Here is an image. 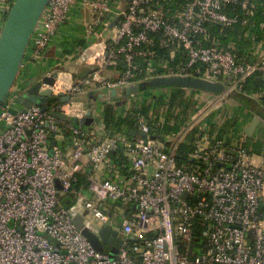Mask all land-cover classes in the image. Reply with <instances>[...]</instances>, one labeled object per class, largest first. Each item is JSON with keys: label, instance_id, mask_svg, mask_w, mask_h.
Segmentation results:
<instances>
[{"label": "built area", "instance_id": "1", "mask_svg": "<svg viewBox=\"0 0 264 264\" xmlns=\"http://www.w3.org/2000/svg\"><path fill=\"white\" fill-rule=\"evenodd\" d=\"M183 1L174 11H164L161 0H50L45 7L0 105V264H264L263 128L248 138L233 100L232 111L218 118L224 125L232 120V127L213 129L215 108L232 100V92H243L252 75L264 81V53L238 59L233 46L205 44L207 23L239 22L223 9L240 0ZM13 2L0 0V33ZM75 10L89 13L87 38L112 33L102 53L85 51L90 72L83 79L57 72L52 86L40 82V91L49 89L56 98L45 111L22 107L30 73ZM156 44L169 54L160 65ZM178 55L179 63L170 67ZM119 63L124 70L108 79L106 72ZM60 75L69 77L68 86L60 85ZM169 76L219 83L224 91L208 101L202 92L184 94L194 110L183 124L177 110L143 112L152 101L143 104L138 97L116 112L132 126L107 128L91 115L92 123L80 127L51 115L85 119L79 105L87 93L109 95ZM66 96L70 100L61 103ZM248 97L259 103L263 93ZM175 126L178 132L165 129ZM181 146L189 147L183 160ZM76 215L92 233L97 227L119 230L122 245L114 259L90 245L73 222Z\"/></svg>", "mask_w": 264, "mask_h": 264}, {"label": "water", "instance_id": "2", "mask_svg": "<svg viewBox=\"0 0 264 264\" xmlns=\"http://www.w3.org/2000/svg\"><path fill=\"white\" fill-rule=\"evenodd\" d=\"M50 0H14L8 13L6 14L4 24L0 33V105L4 98L12 88L19 73L20 65L24 57V53L28 47L30 38L36 28L40 16L48 5ZM117 18L113 19L110 29L115 25ZM90 72V68L83 70L77 79L85 78ZM57 77V69L53 68L38 76L32 77L29 80V87L23 95L22 107L31 108L33 105H40L42 111L46 108L44 105L56 101L52 97L49 89L40 91L41 83L52 86ZM41 82V83H40ZM145 88L150 89H181L200 91L205 94V100L208 101V96L218 95L223 92V86L219 83H211L194 77H159L151 79L141 85H133L119 90H112L108 94L112 97L124 92L126 97H133ZM61 103H67L70 100L69 96L60 97ZM123 103H117L120 106ZM58 121L77 124L82 127L92 123L90 113H87L85 119H75L62 113H52ZM258 125V119L253 118L250 125L245 129L248 138H252L255 129ZM131 136L136 133L130 132ZM140 136L145 135L139 133ZM155 139V137H153ZM162 140V137H158ZM168 146V143H165ZM60 188V187H59ZM185 197V196H184ZM73 222L78 230L87 238L90 245L99 253L105 252V246H110L108 251L109 258L114 259L118 253V249L122 245L119 230H112L108 227L96 228L97 233H92L84 227L83 217L76 215Z\"/></svg>", "mask_w": 264, "mask_h": 264}, {"label": "trees", "instance_id": "3", "mask_svg": "<svg viewBox=\"0 0 264 264\" xmlns=\"http://www.w3.org/2000/svg\"><path fill=\"white\" fill-rule=\"evenodd\" d=\"M247 2V7L242 8V4ZM183 0H161V7L164 11H174L180 9L183 5ZM223 12L229 16H237L239 18V22L233 26L225 27L218 24H210L207 23L206 26L208 28L210 34V40L205 44L207 46H217L218 49L225 50L230 46H233V52L237 56L238 59L246 58L245 49H249L253 47L254 44L261 43L264 45V0H240L237 4H229L224 7ZM249 12V14H247ZM242 20H247V24L243 25ZM155 51V65H160L169 60L168 49L162 48L156 44L154 47ZM248 52V51H247ZM181 56L178 55L177 58L170 63V67H175L177 63H179ZM183 61V59H182ZM140 68L139 70H144L145 65L142 61H138L137 64ZM121 70H124V65L121 64ZM148 82V81H145ZM145 82H139L136 85H141ZM161 89H150L145 88L136 96H143L144 98L151 97L152 107L158 106L161 97H153L155 92ZM170 90V97H172L171 101L176 102H184L179 99L178 95H183L184 90L173 88ZM224 91V88H223ZM97 92L91 91L86 94V96L97 95ZM223 93V92H222ZM257 94L263 93V98L260 102H256L248 97V94ZM118 99L127 98L124 92H121ZM160 96V95H158ZM230 98L234 100L237 104L247 109L249 112L254 114L257 118L262 119L264 122V81L260 78L259 74H254L249 77L244 86L243 92H232ZM190 102V101H189ZM52 103V102H51ZM185 103V102H184ZM186 101V105H187ZM119 107H122L119 106ZM118 107V108H119ZM151 107V108H152ZM143 112H148L146 108L142 109ZM116 110L112 106H106L102 111L103 121L107 128L110 127H120L124 124H128L132 126V123L128 119H120L117 117ZM117 118L118 121H115ZM184 120V118H179V120ZM180 123V121H179ZM166 131L178 132V126L175 127H165ZM188 146H181L178 156L179 160H183L185 157L183 155L188 151ZM65 204V202H64Z\"/></svg>", "mask_w": 264, "mask_h": 264}, {"label": "crops", "instance_id": "4", "mask_svg": "<svg viewBox=\"0 0 264 264\" xmlns=\"http://www.w3.org/2000/svg\"><path fill=\"white\" fill-rule=\"evenodd\" d=\"M247 2L242 4V8L247 7ZM89 13L86 11H77L75 10L71 16V23L64 27L62 32L59 34L58 39L53 43V45L44 53L39 64L33 68V71L30 73L31 78L38 76L46 71H49L53 68L57 69L58 73H63L66 75H71L74 79L78 78V75L85 70L87 67L85 63V56L88 49L94 50L99 54L102 53L104 45L111 34L108 30L101 39L87 38L85 32V25L89 20ZM248 52H247V51ZM247 55H255L264 53V45L261 43L254 44L253 47L245 49ZM254 57V56H253ZM122 63H119L112 70H108L106 75L108 79H116L119 71L121 70L120 66ZM23 76V74H21ZM66 75H60V79L63 82H66ZM167 95L170 94V90L163 89ZM200 92V91H199ZM198 91L184 90L183 94L194 96L200 94ZM97 95L93 96H82L80 100L83 102L82 105H79L83 112L90 113L103 120L102 111L106 106H112L114 110L118 111L117 103H122L123 99H118L119 95L112 97L111 95H103L102 93L97 92ZM201 95V94H200ZM170 96V95H169ZM204 96V95H203ZM137 96L131 98H126V100L134 99ZM205 98V96L203 97ZM208 100L211 97H207ZM122 105V104H121ZM120 105V106H121ZM238 106H234L232 110H236V114H239V117L236 119L237 123L244 124L249 126L251 123V118L254 114L249 112L247 109ZM209 106V105H208ZM205 107H207L205 105ZM118 156V155H115Z\"/></svg>", "mask_w": 264, "mask_h": 264}, {"label": "rangeland", "instance_id": "5", "mask_svg": "<svg viewBox=\"0 0 264 264\" xmlns=\"http://www.w3.org/2000/svg\"><path fill=\"white\" fill-rule=\"evenodd\" d=\"M169 90V89H167ZM191 91H194V90H191ZM199 92V91H198ZM160 95V96H158ZM138 98H140V100L142 101L141 103L144 104V102L146 101H150V100H153L151 97H147V98H144L143 96H137ZM153 97H161L160 99V102H159V105L158 106H154L152 107V104H150V102L145 106V108L147 109V111H152V112H160V111H165L167 112V114L169 115H173L175 113V111L177 110L178 114L177 116H180L181 118H184V120H178L180 121V124H183V122H185L186 120H188L191 116V114L193 115V103H192V100L190 101L189 100V97L185 96L184 94L183 95H178L179 99H181L182 101H184L186 103V101L188 102L187 105L184 103V102H174V101H171L170 99L172 97H170L169 95H167V93L161 89V90H158L157 92H155V94L153 95ZM127 98H131V97H127ZM123 101L122 103L125 104V102L127 101L126 98H122ZM145 99V100H144ZM190 101V102H189ZM234 103L233 100H227V102L220 104L217 108H215V114L218 116L217 119H215V125L216 127L213 128V129H220L219 131H226L227 129L231 128L232 126H229V125H232V120H226V123L225 125L223 123H221V120H219L218 118L222 119V116L225 115L223 114L224 112L226 113L230 108H231V105ZM122 104V105H123ZM206 103L203 102L202 103V106L205 105ZM237 106V105H235ZM152 107V108H151ZM238 107V106H237ZM231 110V109H230ZM232 111V110H231ZM236 117V116H235ZM253 118H257L255 115L252 116L251 118V121ZM258 119V125L255 129V132L253 134V136L255 134H259L260 133V129L263 128V132L260 134V135H263L264 137V122L262 121V119ZM87 126V125H86ZM255 163H257L256 159L254 160ZM119 211V208L118 210H115V214L116 212ZM115 219H113V222H117V224L120 226V222L118 220V218L114 217ZM118 220V221H117ZM110 249V246L106 245L105 246V251H109Z\"/></svg>", "mask_w": 264, "mask_h": 264}, {"label": "bare ground", "instance_id": "6", "mask_svg": "<svg viewBox=\"0 0 264 264\" xmlns=\"http://www.w3.org/2000/svg\"><path fill=\"white\" fill-rule=\"evenodd\" d=\"M68 79H69V77L66 78V82H63V81L60 79V80H59L60 85H61V86H68ZM77 111H78L77 107L74 106L73 109H72V112H73V113H76Z\"/></svg>", "mask_w": 264, "mask_h": 264}]
</instances>
